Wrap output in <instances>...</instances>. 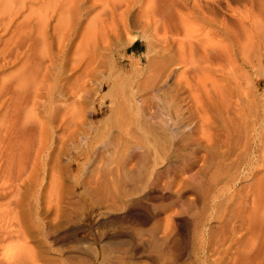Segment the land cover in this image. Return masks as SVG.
<instances>
[{
  "label": "bare ground",
  "instance_id": "6f19581e",
  "mask_svg": "<svg viewBox=\"0 0 264 264\" xmlns=\"http://www.w3.org/2000/svg\"><path fill=\"white\" fill-rule=\"evenodd\" d=\"M136 35L146 41V65L99 83V95L108 86L101 99L109 114L90 128L86 105L97 112L84 73L95 68L96 50L111 55ZM263 65L264 0H0V246L20 241L25 253L29 238L60 226L63 193L78 189L65 182L73 160L61 163L64 142L90 139L74 159L120 166L121 175L106 169L85 182L112 210L147 184L183 191L182 173L201 163L197 193L180 208L174 198L151 204L133 231L154 264H264V89L251 77L255 67L264 77ZM67 95L71 103L62 102ZM48 169L58 173L53 206ZM11 249L0 264L29 262Z\"/></svg>",
  "mask_w": 264,
  "mask_h": 264
},
{
  "label": "rangeland",
  "instance_id": "374dc122",
  "mask_svg": "<svg viewBox=\"0 0 264 264\" xmlns=\"http://www.w3.org/2000/svg\"><path fill=\"white\" fill-rule=\"evenodd\" d=\"M133 33L136 32H131V35H134ZM127 40L128 37L123 36L117 42V47L111 55L96 50L95 68L92 69L91 74L84 73L86 87L90 92L88 98L92 97L87 99H94L93 105L97 112L96 115H92L91 110L88 109L91 105H86V119L90 123V128L96 127L105 121L109 114L108 107L110 102L108 98H105V100L101 99V95L107 92L108 86H104L99 95L97 90L99 83L106 77L113 79L115 75H118V77L129 75L135 63H138L142 68L146 65L145 53L147 47L145 39L140 35H136L131 42H126ZM75 41L77 42V39ZM107 59H109L108 61L111 62L113 67L109 68L105 63ZM255 68L252 69L251 77L254 81L260 79L259 87L260 91H262L264 89V77L259 73H254ZM77 74L78 72L75 73V76ZM95 92L96 94H93ZM64 99L66 103H71L74 100L70 95L65 96L62 102ZM89 140L79 142L78 145V141L75 144H72L70 140L64 142L60 161L65 163L67 158L73 160V176L71 179L65 180V182L67 184L78 183V189L74 195L63 193L67 214L61 217L60 226L57 227L51 224L46 227L48 233L45 239L29 238L27 243L23 244L30 249V251H24L30 256L27 264H142L143 261L154 264L153 256L143 252V244L138 237H135L133 231L143 226V219L150 212L151 204H165L168 203L170 198L172 200L174 198L173 205L176 208H180L185 198L193 197L197 193L199 186L198 180L194 179L193 176L200 169L201 163L197 162L191 169L182 173V176L188 180V185L183 188V191L175 194L167 192L164 187L159 185L155 187L154 184H147L145 190L142 191L138 187L135 189L137 191L131 196L122 198L118 205L120 207L112 210L109 208L110 202L105 197L100 199L98 193L91 191L90 186L85 182L90 177L101 175L106 169L113 170V177L118 174L121 175L122 171L117 163L100 161L98 158H93L89 161L80 157L75 160L74 155L79 152V148L89 149ZM85 142H87V145H85ZM67 149L68 151H66ZM80 164L83 165L78 170V165ZM55 174L58 173L51 169H48L45 174L46 187L49 185L45 202H48L51 206L54 205V201L58 197L57 183L54 180ZM162 175L164 176V169ZM243 183H246V181H242ZM136 185L139 186L138 183ZM143 197H148L147 203L145 199L143 200ZM3 202L4 200H0V203ZM71 202H74L75 208L69 210ZM163 215V211H160L159 217ZM175 221L179 225L180 231L184 232L185 220L179 216L175 218ZM119 239H130V244L127 247L118 249L115 243ZM6 246L12 247L11 252L12 254L14 252V258L25 255L19 250L20 241L13 240L12 242L6 241L2 243L0 253L4 251ZM39 250L44 252L39 254ZM174 252L178 262L188 260L185 255L184 241L180 236H178V240L175 243Z\"/></svg>",
  "mask_w": 264,
  "mask_h": 264
}]
</instances>
